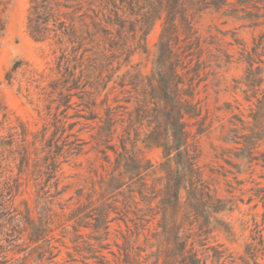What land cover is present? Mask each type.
Listing matches in <instances>:
<instances>
[{
    "label": "rangeland",
    "instance_id": "rangeland-1",
    "mask_svg": "<svg viewBox=\"0 0 264 264\" xmlns=\"http://www.w3.org/2000/svg\"><path fill=\"white\" fill-rule=\"evenodd\" d=\"M150 4L82 0L74 42H38L28 30L31 0H0V171L13 185L6 197L13 211L0 219V264H125V252L152 264L154 252L170 253L164 240L158 245V216L136 218H149L160 197L143 201L130 181L108 188L118 174L108 146L121 151L122 139L149 166L148 193L160 196L166 184L163 149L143 141L154 126L149 82L164 26V18L149 21ZM190 18V37L181 29L174 47L184 97L196 105L184 121L198 186L223 209L204 225L181 207L180 234L186 252L206 264H264V140L256 159L242 152L257 97L264 98V0L191 8ZM71 141L81 143L79 152L68 151ZM24 151L29 163L21 166ZM54 157L59 167L48 180ZM101 211L110 212L107 229L95 226ZM42 219L49 240L33 242V222Z\"/></svg>",
    "mask_w": 264,
    "mask_h": 264
},
{
    "label": "trees",
    "instance_id": "trees-1",
    "mask_svg": "<svg viewBox=\"0 0 264 264\" xmlns=\"http://www.w3.org/2000/svg\"><path fill=\"white\" fill-rule=\"evenodd\" d=\"M82 0H31L28 16V30L31 36L38 42H44L49 38H58L62 42L64 36L69 37L70 42H74L75 22L74 14L81 9ZM151 8L147 16L151 23L157 19L164 18V26L159 42V54L154 62V73L150 78V95L154 103V123L151 132L144 138L146 146H158L163 149L165 161L163 163L166 171V184L164 190L159 194L150 195L147 191L145 182V172L149 166L146 165L143 158L131 151L122 139V150H118L115 145L108 146L116 154V169L118 174L113 175L108 182V188L119 189L130 181L136 189L132 191L139 194L143 201L153 202L158 197L157 208L150 207L151 216H137L138 219H147L150 221L158 216V226L161 228L158 238V245L163 240L171 245L170 253L165 256L161 252H154L155 260L152 264H206L195 252H186L187 241L181 236V225L178 223V212L181 207H185L197 217L205 219L204 225L209 223V218L213 213L223 209L220 200L212 201L211 195L204 192L203 185L195 167V156L192 155L188 143V130L184 116L194 114L196 105L193 103L192 95L185 98V89H183L184 80L179 73V63L176 59L178 54L174 49L178 43L181 29L190 37L192 31V19L190 18V9L202 10L204 7L212 5L219 7L227 3V0H150ZM67 11H64V10ZM64 17H70L67 22ZM145 21V22H144ZM140 30L144 33L139 37V43L146 39L150 26L146 29L147 19ZM6 20L0 16V35L4 33ZM250 74L253 69H250ZM249 74V75H250ZM135 83V82H132ZM111 117L106 127V136L108 140L114 133ZM264 140V98L257 97L256 110L253 113V127L251 133L246 135L243 140L242 152L248 161L256 159L253 156L254 149ZM75 141H78L75 140ZM68 151L76 153L80 151V142H68ZM61 151V146H57ZM29 163V154L27 151L21 156V166ZM51 171L48 180L56 177L54 173L59 167L55 157L51 162ZM264 165V158H263ZM1 169V165H0ZM21 170V169H20ZM0 171V219L7 217L13 209L10 205V198H6L12 191V177H4ZM183 192L186 199L182 201ZM153 193V192H151ZM38 201L43 197L38 196ZM109 211L100 212L96 217V227L108 228ZM116 219V218H114ZM3 226V225H1ZM19 227V224H16ZM15 229V226H14ZM50 230L46 223L41 220L37 225L33 222L30 240L39 242L49 240ZM17 251H21L17 250ZM169 252V251H168ZM125 264H141L142 261L131 256V252H125Z\"/></svg>",
    "mask_w": 264,
    "mask_h": 264
}]
</instances>
